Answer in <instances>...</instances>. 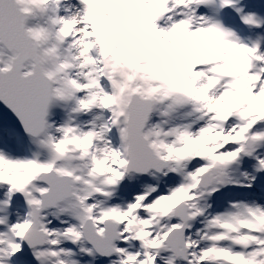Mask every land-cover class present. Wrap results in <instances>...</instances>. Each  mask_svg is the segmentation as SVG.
<instances>
[{
    "label": "snow or ice",
    "instance_id": "6c2138e0",
    "mask_svg": "<svg viewBox=\"0 0 264 264\" xmlns=\"http://www.w3.org/2000/svg\"><path fill=\"white\" fill-rule=\"evenodd\" d=\"M0 264H264V0H0Z\"/></svg>",
    "mask_w": 264,
    "mask_h": 264
}]
</instances>
